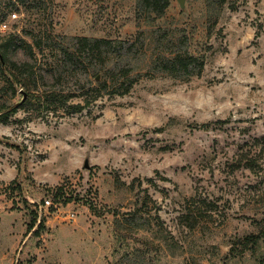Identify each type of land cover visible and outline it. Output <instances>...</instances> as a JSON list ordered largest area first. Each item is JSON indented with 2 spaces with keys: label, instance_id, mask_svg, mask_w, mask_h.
Returning <instances> with one entry per match:
<instances>
[{
  "label": "rangeland",
  "instance_id": "rangeland-1",
  "mask_svg": "<svg viewBox=\"0 0 264 264\" xmlns=\"http://www.w3.org/2000/svg\"><path fill=\"white\" fill-rule=\"evenodd\" d=\"M77 36L135 45L65 63ZM3 39L40 80L0 123V264H259L230 249L264 211V145L258 172L234 164L264 137V0H170L159 17L140 0H0ZM180 48L200 73L151 69ZM114 61L134 86L92 93Z\"/></svg>",
  "mask_w": 264,
  "mask_h": 264
},
{
  "label": "trees",
  "instance_id": "trees-1",
  "mask_svg": "<svg viewBox=\"0 0 264 264\" xmlns=\"http://www.w3.org/2000/svg\"><path fill=\"white\" fill-rule=\"evenodd\" d=\"M144 9L148 12L154 13L157 17L162 16L170 4V0H140ZM166 36V35H164ZM126 42V43H125ZM11 44L12 41L0 40V92H6L8 98L0 102V123H7L10 117L18 112V110L23 107V102L26 99V95L29 93L31 96H34L32 90L36 86H39L38 77L35 76L33 67L30 63H16L11 57ZM134 41L131 42L130 39H113L108 37H89V36H77L73 45V51L70 48H66L62 51V54L65 59V63H68L72 52H76L78 56L84 58V60H102L107 53L116 54L117 57H120L125 50L126 53L132 52L134 48ZM19 46V45H18ZM172 52V51H171ZM98 61V60H97ZM120 62H112L111 65H106L103 67L105 71V78L96 81L95 85H91L93 92H97L100 89L101 85L107 86L111 85L119 93L128 92L132 86H134L136 81L130 79V70L128 67H120ZM98 67V65H97ZM96 67V68H97ZM204 67V60L188 49L180 48L177 51H174L170 54L161 51L160 53L153 54L151 61V69L158 70L166 74H172L173 76H186L191 77L200 73ZM100 69H96L95 74L100 72ZM198 70V71H197ZM57 75V74H56ZM45 77L43 75L41 78ZM16 84H21V88L16 86ZM23 93L22 101L12 100L11 98L15 97L18 93ZM41 102H47L52 104L56 99V91L54 89H43L37 95ZM97 95L86 100V104L95 100ZM75 108L81 110L83 104L77 103L73 104ZM209 123H204L203 127L207 128ZM264 145V137L254 138L251 141H246L242 144L239 150L235 154L234 164L236 168L247 167L254 172H258L259 168V146ZM58 191L55 192V200L60 198L63 192L62 187L57 188ZM134 217V216H133ZM135 218V217H134ZM38 221L37 213L32 219L29 225V231L32 230L35 224ZM257 231L245 234L236 240L230 249V252L234 256L243 255L246 252H251L259 261V264H264V211L262 216L256 220ZM44 225L41 220L39 223L38 229L35 232H38L39 228ZM117 238H120L118 236Z\"/></svg>",
  "mask_w": 264,
  "mask_h": 264
},
{
  "label": "built area",
  "instance_id": "built-area-1",
  "mask_svg": "<svg viewBox=\"0 0 264 264\" xmlns=\"http://www.w3.org/2000/svg\"><path fill=\"white\" fill-rule=\"evenodd\" d=\"M12 17L13 18H16V17H18V13L15 11V12H13L12 13ZM46 204H41L39 207H40V209H42L43 207H45V206H49L50 204H51V199L50 198H47L46 200Z\"/></svg>",
  "mask_w": 264,
  "mask_h": 264
}]
</instances>
